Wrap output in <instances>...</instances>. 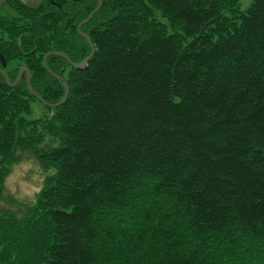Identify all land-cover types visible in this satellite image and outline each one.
<instances>
[{"label":"trees","instance_id":"16d2710c","mask_svg":"<svg viewBox=\"0 0 264 264\" xmlns=\"http://www.w3.org/2000/svg\"><path fill=\"white\" fill-rule=\"evenodd\" d=\"M222 1L102 0L80 27L94 49L86 65L50 55V72L48 52L89 56L77 25L98 1L0 5L8 79L25 66L48 104L64 94L50 73L69 90L46 106L25 73L12 87L0 74V175L22 149L56 167L34 209L44 218L32 210L25 230L28 220L0 215V264H20L24 250L21 264H120L117 234L158 211L161 246L143 264H264V0L233 23ZM33 102L44 108L36 119Z\"/></svg>","mask_w":264,"mask_h":264},{"label":"rangeland","instance_id":"374dc122","mask_svg":"<svg viewBox=\"0 0 264 264\" xmlns=\"http://www.w3.org/2000/svg\"><path fill=\"white\" fill-rule=\"evenodd\" d=\"M4 1L5 0H0V5ZM21 1L25 4L34 6L38 5L41 0ZM252 3L253 0H223L220 13L223 17L228 19L229 23L237 22L238 19L252 6ZM151 14L154 24H158L163 27L170 35H180L178 29H175L174 31L170 27L169 21L161 14L160 11L151 8ZM32 109L33 111L30 115L32 119L39 118L44 113V108L37 102L32 103ZM19 154L20 155L17 153L16 161L12 162V165L5 175L3 177L1 176L2 174L0 175V215H3L6 210L7 213L16 215L17 218L21 219V222H26L28 220V223H24L26 228L25 230H28V226L32 224V210L35 211L34 209L38 197L40 196L44 186L52 183V179L56 175V167L39 160L37 155H34L31 150L22 149ZM35 212L37 215H42L39 216V218H44V214L42 212ZM136 216L137 218L134 217V220L132 219L133 222L129 224L131 225V236L121 238V235L117 234L115 241L113 242L114 244L112 243V245L117 247L116 251L119 256L117 257V262L119 263L120 260V264H143V252L156 251V249L161 246L158 244L159 237L156 234V230L158 227L166 225L165 222L164 224L162 223V213L159 211L154 213V217L151 222H145L141 216ZM130 217L131 216L126 215L123 220L128 222ZM166 222L168 225L170 224L169 221ZM146 228L147 230L149 229V234L145 236L144 230ZM133 236L135 237L131 239ZM20 240L26 244V236L21 237ZM239 243L238 247L244 246L247 251L257 248L255 241L246 240L243 242L240 240ZM20 248L24 249L25 247L21 246ZM102 251L105 252V250ZM159 251L160 249L158 252ZM218 252V250H216V252L215 250L213 251V255L216 256V258ZM224 253H226V251ZM25 258L26 252L24 250L23 255H21L20 258L17 257V262L21 264L25 261Z\"/></svg>","mask_w":264,"mask_h":264},{"label":"water","instance_id":"95a60500","mask_svg":"<svg viewBox=\"0 0 264 264\" xmlns=\"http://www.w3.org/2000/svg\"><path fill=\"white\" fill-rule=\"evenodd\" d=\"M97 1H98V4H97L96 8L90 13V15H89L87 18H85L84 20H82V21L77 25V32H78V34H79L80 36H82V37L88 42V44L91 46V52H90L89 56H87L86 58H84V60H83L81 63H77V64H76V63H71V62L69 61V59L67 58V56H66L64 53H62V52H57V51L48 52V53H46V54L43 56V59H42V64H43L44 68H45L48 72H50V71H49V69H48V67H47V65H46V59H47V57L50 56V55L60 56V57H62V58H64V59L68 60V62L71 64V66H73L75 69H81V68H83V67L86 65L87 61H88L89 58L92 56V54H93V52H94V49H93L92 43H91V41H90L88 35L82 33V32L80 31V27H81L83 24H85L86 22H88L89 19L93 16V14H94L95 12H97V11L99 10V8L101 7V5H102V1H101V0H97ZM1 63H2V64H1V68H0V74H1V75L4 77V79L6 80L8 86H10V87L15 86V85L18 83V81L21 79V77L23 76V74L25 73V74H26V85H27V89H28V91L30 92V94H32V95H34L35 97H37V99H38L40 102H42L44 105H46V106H54V107H57V106H59L60 104H62V103L66 100V97H67V95H68V91H69V90H68V87H67L66 82L63 81L59 76H57V75H55V74H53V73H50V74H52L53 77H55L57 80H59V81L61 82V84H62V86H63V88H64V94H63V96H62V98L60 99L59 102H57V103H55V104H48V103H46L41 97H39V96H38V95L32 90V88L30 87V80H29V79H30V76H29V72H28V70H27V68H26L25 66H23V67H21V68L19 69V72H18V75H17L16 79H15L13 82H11V81L8 79L6 73H5L4 70H3V68L5 67V62H4L3 58H1Z\"/></svg>","mask_w":264,"mask_h":264},{"label":"flooded vegetation","instance_id":"af4514ba","mask_svg":"<svg viewBox=\"0 0 264 264\" xmlns=\"http://www.w3.org/2000/svg\"><path fill=\"white\" fill-rule=\"evenodd\" d=\"M4 70H6V68H4ZM19 72V71H18Z\"/></svg>","mask_w":264,"mask_h":264}]
</instances>
